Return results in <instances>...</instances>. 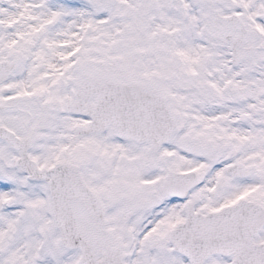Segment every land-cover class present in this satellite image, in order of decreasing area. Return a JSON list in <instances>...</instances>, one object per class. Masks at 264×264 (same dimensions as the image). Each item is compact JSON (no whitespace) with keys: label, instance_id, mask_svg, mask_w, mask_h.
<instances>
[{"label":"snow or ice","instance_id":"obj_1","mask_svg":"<svg viewBox=\"0 0 264 264\" xmlns=\"http://www.w3.org/2000/svg\"><path fill=\"white\" fill-rule=\"evenodd\" d=\"M0 264H264V0H0Z\"/></svg>","mask_w":264,"mask_h":264}]
</instances>
